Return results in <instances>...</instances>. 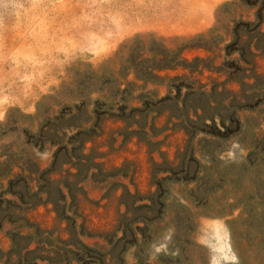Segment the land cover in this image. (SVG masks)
<instances>
[{"label":"rangeland","instance_id":"1","mask_svg":"<svg viewBox=\"0 0 264 264\" xmlns=\"http://www.w3.org/2000/svg\"><path fill=\"white\" fill-rule=\"evenodd\" d=\"M105 7L119 43L65 57L80 0L0 6L42 61L4 85L0 264H264V0Z\"/></svg>","mask_w":264,"mask_h":264},{"label":"clouds","instance_id":"2","mask_svg":"<svg viewBox=\"0 0 264 264\" xmlns=\"http://www.w3.org/2000/svg\"><path fill=\"white\" fill-rule=\"evenodd\" d=\"M7 0H0V6H3ZM46 0H29L32 9H38ZM64 3L65 0H59ZM82 11L73 19V28L75 35H64L61 37L56 52L70 56L76 52L89 53L91 55H102L108 53L111 48L119 43V37L116 33L108 35L104 45L101 46L97 41L98 31L94 26L98 25L101 20H104L116 26L119 22V17L114 13L106 10V5L109 0H80ZM13 29L17 31L21 37L32 38L35 41H40L47 38L48 24L40 15H31L27 22L18 21L13 25ZM119 28L117 27V32ZM5 25L3 14L0 13V106L8 101V96L4 90V85L9 78L16 77L25 67L29 69H38L42 66L40 55L34 50L31 45L22 44L15 48H7L4 42ZM26 78H31L34 73L29 70L24 72Z\"/></svg>","mask_w":264,"mask_h":264},{"label":"crops","instance_id":"3","mask_svg":"<svg viewBox=\"0 0 264 264\" xmlns=\"http://www.w3.org/2000/svg\"><path fill=\"white\" fill-rule=\"evenodd\" d=\"M219 1H220V0H208V3H209L210 5L215 6V5L218 4ZM213 8H214V7H213ZM210 13H211V12H210Z\"/></svg>","mask_w":264,"mask_h":264}]
</instances>
